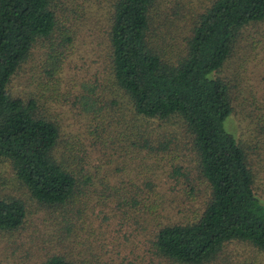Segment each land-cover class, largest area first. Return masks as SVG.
<instances>
[{"label": "trees", "instance_id": "1", "mask_svg": "<svg viewBox=\"0 0 264 264\" xmlns=\"http://www.w3.org/2000/svg\"><path fill=\"white\" fill-rule=\"evenodd\" d=\"M99 1L0 0V160L8 162L39 206L59 210L64 223L72 214L67 210L83 205L88 190L112 196L116 206L141 200L146 209L141 215L151 229L150 251L168 264H220L219 254L233 241L264 249V202L255 194L251 146L222 126L233 110L235 91L216 74L241 29L264 22V0H105L104 35L98 42L105 46L103 80L126 108L106 109L94 94L95 83L83 82L73 102L90 112L98 130L104 120L109 125L107 114L113 115L123 148L129 145L135 156H143L131 169L117 168L125 179L110 183L100 176L95 189L72 142L58 149L59 124L49 106L68 101L59 97L56 73L81 29L91 34ZM35 46L44 47V62L32 76L36 91L24 98L11 93L8 84ZM180 150L192 155L195 186L173 160ZM165 152L170 169L163 173L159 166L165 158L153 164V157ZM180 176L201 194L189 220L163 214L164 206L173 207L164 184L173 188ZM25 217L22 200L0 194V232L21 227ZM38 264L81 263L57 250Z\"/></svg>", "mask_w": 264, "mask_h": 264}, {"label": "rangeland", "instance_id": "2", "mask_svg": "<svg viewBox=\"0 0 264 264\" xmlns=\"http://www.w3.org/2000/svg\"><path fill=\"white\" fill-rule=\"evenodd\" d=\"M100 1L102 7L98 9V19L91 21L96 23H91V34L81 29L82 35L73 42L74 46L67 52L56 73L60 84L59 97L66 96L68 101H53L49 106L59 124L58 149L67 145L69 140L72 142L71 148L77 149V155L85 163L83 167L93 175L95 189L99 187L97 178L100 176L107 177L110 183L125 179V172L120 176L122 171L117 168L123 164L131 169L142 155L135 156L129 145L123 148L124 141L114 131L117 123L113 115L108 113L109 125L104 126L107 121L104 120L103 130H98L96 121L89 118L90 112L73 102L83 82L88 85L95 83L94 94L100 103L107 104L106 109L126 108L118 100L108 79L103 80L102 52L105 46L98 42H101V36L104 35L107 2ZM263 33V21L242 28L233 52L216 74L228 80L235 91L233 110L223 119L222 126L238 140L251 146L247 150L250 151L248 161L254 173L255 194L264 202ZM44 50L43 46L32 49V57L23 63L8 84L11 93L25 98L36 91L32 76L40 72ZM95 80L101 82L96 83ZM115 99L117 104L110 106V102ZM181 150L175 151L173 160L181 164L182 170L187 172V181L195 186V170L189 168L193 166L192 155ZM162 155L154 156L156 159L153 164L165 158L159 166L164 173L165 170L169 171L170 163L166 152ZM107 158L111 161L106 162ZM164 186L173 207L164 206L163 214L173 220L191 219L201 202L198 189H189L182 176L177 182H172L173 188H168L167 183ZM90 192L86 191L83 205L76 207L74 204L67 210L72 214L66 219L68 222L64 223L59 210L39 206L17 181L8 162L0 160V194L18 197L26 208V217L21 227L0 232V264H38L46 253L57 250L81 264H168L165 259L154 256L150 251L151 229L147 228L144 215H141L146 210L145 206L139 205L141 200L133 206L129 203L116 206L117 201L112 196H97L96 191ZM219 258L220 264H264V249L256 250L248 243L233 241L224 246Z\"/></svg>", "mask_w": 264, "mask_h": 264}]
</instances>
